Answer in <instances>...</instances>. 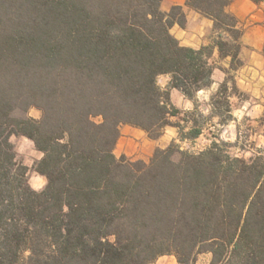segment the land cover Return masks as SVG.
Returning <instances> with one entry per match:
<instances>
[{
    "label": "trees",
    "instance_id": "16d2710c",
    "mask_svg": "<svg viewBox=\"0 0 264 264\" xmlns=\"http://www.w3.org/2000/svg\"><path fill=\"white\" fill-rule=\"evenodd\" d=\"M161 1L0 0V264H146L163 254L196 264L203 252L208 264H264L262 150L244 158L223 140L197 152L172 141L148 161L114 154L120 124L151 138L171 125L192 142L213 116L232 119L233 79L209 101L212 110L225 100V118L197 102L178 109L157 82L169 74L193 99L212 83L214 48L230 70L241 66L230 0H185L213 20L212 42L196 49L170 32L186 22L182 6L165 12ZM31 106L39 119L26 115ZM12 134L43 153L41 190Z\"/></svg>",
    "mask_w": 264,
    "mask_h": 264
},
{
    "label": "rangeland",
    "instance_id": "374dc122",
    "mask_svg": "<svg viewBox=\"0 0 264 264\" xmlns=\"http://www.w3.org/2000/svg\"><path fill=\"white\" fill-rule=\"evenodd\" d=\"M264 21V3H260L254 8L248 15L241 20V27L247 29L256 24H262ZM246 46H249L246 44ZM235 71L230 70L229 68L226 70V76L228 78V85L232 86V79L234 80ZM165 75H160L157 78L158 85L162 84L165 79ZM214 93V92H213ZM229 105L232 111V119L228 120L226 123L219 124L218 116L212 118L210 123L206 125V128L203 131V134L197 137L192 142H180L175 136H172L169 132V127H165L162 130V133L157 138H151L148 134L138 135L133 132L135 128L130 126V128L124 132V125L120 124L119 126V136L125 135L127 138H133V152L129 155L124 154L125 147L127 146L125 143L116 141L114 146V154L119 157L121 155H125L128 159H140L135 158L138 153L144 156L143 160L148 161L152 156L153 149L155 148H164L169 145L172 141L178 143L180 148L188 149L193 152H197L205 147H207L212 140H223L228 142V149L231 154L241 156L244 158H248L254 154H256L259 150H262L264 153V125L258 121L257 118L248 116L243 114L244 107L254 106L253 113L257 112V107L255 106L257 102H254V99H249L248 94L239 88L229 89ZM210 101V99H209ZM224 99L221 96H216L215 108L206 112L205 114L217 113L220 114L222 118H225L228 113L226 111V104L224 103ZM201 104V105H200ZM199 109L203 111L205 109V104L200 101ZM26 115L31 118L39 119L41 117V110L36 106H31ZM183 115L180 114V117ZM176 118H172L174 121ZM94 120L99 121V117H95ZM129 127V126H127ZM118 136V137H119ZM10 141L14 146V150L16 152V158L18 161L22 162L27 166V178L29 185L35 190H41L46 182L44 176L39 174L35 168L34 164L41 157V151L38 150L31 139L21 134H12L10 136ZM139 143V144H138ZM152 152L151 155H148V152ZM41 155V156H40ZM43 179V185L38 188H35L34 183ZM211 258V254L209 252L200 253L197 257L196 264H208ZM146 264H177V260L173 254H163L152 261Z\"/></svg>",
    "mask_w": 264,
    "mask_h": 264
},
{
    "label": "crops",
    "instance_id": "0c3cea01",
    "mask_svg": "<svg viewBox=\"0 0 264 264\" xmlns=\"http://www.w3.org/2000/svg\"><path fill=\"white\" fill-rule=\"evenodd\" d=\"M173 5L182 6V9L186 16V22L184 26L174 24L170 28L171 34L178 39L181 45L196 49L212 42L214 35L212 33L213 20L211 18L204 16L200 12L188 6L185 3V0H162L160 7L163 11L167 12ZM257 5L258 4L254 3L252 0H230V3L227 6V10L239 20V23H241V20H243L248 15V13L256 8ZM263 39L264 21L262 24L259 23L243 30V34L241 37V49L239 53L242 64L236 70H234L236 73L234 76V85L235 87L248 94V98L246 101L255 98L256 100H254V102H257V104L255 105L257 107V112L255 114L252 112L254 106L249 105L247 107H244L245 109L242 113L257 118L258 121L264 125V53L262 50ZM246 44H248L249 46H246ZM211 61L214 64V69L212 72V83L207 88L198 90L193 99L185 96L179 89L170 86L169 74H160L166 76L164 82L160 84V88L163 90H168L170 102L175 107L182 111H187L191 110L194 107V102H197L199 106L200 101H202L206 106L202 112L206 113L210 110L209 99L212 93L217 89L218 85L224 80L226 76V70L229 68L230 58L220 57L217 49L214 48ZM215 117L216 116H213L212 118ZM172 118L176 117L173 116ZM124 126L125 132L130 128V126L133 125L125 124ZM167 126L170 128V134L172 136H175L176 139V127L171 125ZM133 128H135L133 130L135 134H138L140 136L143 134H147L146 131L139 127L133 126ZM118 142L125 143L127 145L125 147L124 154L129 155L133 152V138H127L125 135H120L118 137ZM152 151H154V149ZM148 153V155H151L152 152L150 151ZM41 154L43 155L42 152ZM135 158L143 159L144 156L141 155V153H138ZM43 182V179H41L34 183L35 188L43 185Z\"/></svg>",
    "mask_w": 264,
    "mask_h": 264
}]
</instances>
